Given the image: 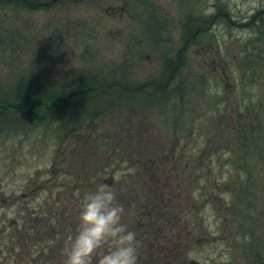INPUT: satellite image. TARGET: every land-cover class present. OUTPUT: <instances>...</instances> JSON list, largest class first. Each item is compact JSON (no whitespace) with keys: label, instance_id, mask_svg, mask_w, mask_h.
<instances>
[{"label":"rangeland","instance_id":"obj_1","mask_svg":"<svg viewBox=\"0 0 264 264\" xmlns=\"http://www.w3.org/2000/svg\"><path fill=\"white\" fill-rule=\"evenodd\" d=\"M123 2L125 14L106 16V6ZM27 6L0 3L6 101L23 98L30 81L46 84L49 76L58 81L79 70L102 78L118 70L114 79L137 81L161 63L180 64L177 100L96 98L95 106L67 113V129L47 143L34 140L33 115L6 114L0 120V229L11 238L0 247V264H63V241L83 197L101 183L125 207L140 264L190 258L264 264V48L250 21L264 0ZM25 220L28 227H21ZM30 224L37 234H30Z\"/></svg>","mask_w":264,"mask_h":264},{"label":"clouds","instance_id":"obj_2","mask_svg":"<svg viewBox=\"0 0 264 264\" xmlns=\"http://www.w3.org/2000/svg\"><path fill=\"white\" fill-rule=\"evenodd\" d=\"M116 191L98 184L83 197L76 224L64 238L63 264H140L137 234L124 220Z\"/></svg>","mask_w":264,"mask_h":264},{"label":"flooded vegetation","instance_id":"obj_3","mask_svg":"<svg viewBox=\"0 0 264 264\" xmlns=\"http://www.w3.org/2000/svg\"><path fill=\"white\" fill-rule=\"evenodd\" d=\"M114 7V6H110ZM107 16H121L122 14L116 8H110L107 10ZM148 58V56L146 57ZM118 64V63H117ZM160 64V63H159ZM113 64L104 65L105 68L108 66L111 67ZM116 65V64H115ZM180 68V64L173 63L165 65L161 63L158 67L154 69H149L145 71L142 79L137 81L129 80L124 81L120 79H114L115 73L118 70H108L105 74V77H110L105 80V78H95L94 80H80L76 82H69L65 79L58 80L59 86L57 89H54L56 93H52L51 95L39 96L38 100L42 101L43 104L50 112L59 115L57 117V121L52 123L53 127H58L61 131L67 129L65 126L66 119L64 116L67 113L79 112L84 108V102H94L96 98H108L109 100L119 101L124 97L133 98L135 96H144L152 99H159L164 102H176V90L174 89L176 85V74ZM104 77V74H103ZM51 87L53 84L50 85ZM70 87H72L70 89ZM43 99V100H42ZM238 106L239 103L236 104L235 107V118L234 121L236 126L238 124ZM240 107V106H239ZM251 110H257L258 106L247 105ZM15 108V107H14ZM84 121H87L84 120ZM238 130V128H237ZM236 130V131H237ZM9 164L14 165V159H9ZM45 184L42 183L40 186L34 188V191L39 190L40 188H44ZM0 194H4L0 192ZM9 194H14L10 192ZM4 203L6 199H1Z\"/></svg>","mask_w":264,"mask_h":264},{"label":"trees","instance_id":"obj_4","mask_svg":"<svg viewBox=\"0 0 264 264\" xmlns=\"http://www.w3.org/2000/svg\"><path fill=\"white\" fill-rule=\"evenodd\" d=\"M9 0H0V3H3V4H7ZM5 91L3 90V88L0 86V105L2 106L4 103H5ZM0 106V108H1Z\"/></svg>","mask_w":264,"mask_h":264},{"label":"water","instance_id":"obj_5","mask_svg":"<svg viewBox=\"0 0 264 264\" xmlns=\"http://www.w3.org/2000/svg\"><path fill=\"white\" fill-rule=\"evenodd\" d=\"M190 264H199L198 262H196L195 260H191Z\"/></svg>","mask_w":264,"mask_h":264}]
</instances>
